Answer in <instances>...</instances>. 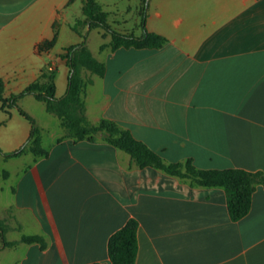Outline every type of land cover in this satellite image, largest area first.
Wrapping results in <instances>:
<instances>
[{"label": "crops", "instance_id": "obj_1", "mask_svg": "<svg viewBox=\"0 0 264 264\" xmlns=\"http://www.w3.org/2000/svg\"><path fill=\"white\" fill-rule=\"evenodd\" d=\"M70 1L0 0L6 97L43 71L55 73L56 96L67 92L70 67L61 53L82 42ZM148 4L147 28L168 41L157 48H103L105 75L83 69L92 78L85 94L88 120L117 122L168 162L192 158L200 168L264 171V0ZM108 12L115 28L135 32ZM54 23L55 44L39 50L54 36ZM29 96L35 97L27 94L18 104ZM0 121L4 151L27 142L32 125L17 106L3 108L0 100ZM40 127L47 155L2 154L5 164L13 159L19 165L0 167V264H112L109 238L130 217L139 222L135 264H264L262 183L250 211L234 219L222 186L140 167L104 133L75 139L62 125L46 141V127ZM24 234H41L46 245L21 241ZM4 238L17 243L5 245Z\"/></svg>", "mask_w": 264, "mask_h": 264}, {"label": "trees", "instance_id": "obj_2", "mask_svg": "<svg viewBox=\"0 0 264 264\" xmlns=\"http://www.w3.org/2000/svg\"><path fill=\"white\" fill-rule=\"evenodd\" d=\"M83 17H79L72 24L73 29L84 38L91 28L101 27L111 34V41L103 43L101 48L110 46L112 49L119 47L157 48L164 45L168 38L158 32L147 28L148 0H143L141 7L142 33L124 32L115 28L109 21V12L105 10L97 0H82ZM58 30L54 23V36L39 43V50L52 47L57 40ZM66 58L70 67L67 92L56 96L55 73L43 71L40 76L29 83L23 90L6 97L4 85L0 82V100L2 107L17 106L19 112L31 122V132L26 143L21 147L4 151L0 146V153L5 158L20 156L31 151L35 155H47L48 150L42 143V128L36 118L18 104V100L33 94L38 100L45 103L46 109L56 114L62 125L66 128V136L75 139H93L97 133H104L105 138L116 147L126 151L140 166H156L167 173L189 179L192 184L203 186H222L228 195V207L232 218L239 219L246 215L252 206V195L257 183L264 185V171H251L244 168H200L188 158L185 161L168 162L157 151L152 149L143 140L136 138L131 130L120 126L117 122L101 119L99 122H91L85 113V94L87 85L92 78L83 75V69H88L98 75H105L106 63L98 59L86 41L71 44L61 53ZM2 121H0V125ZM4 176L8 171L2 170ZM138 226L137 218L130 217L124 226L116 230L109 238L108 252L112 264H135L138 252ZM24 242H40L42 246L46 241L41 234H24L21 238ZM5 245H14L17 241H8L4 238ZM88 264H109L106 261H94Z\"/></svg>", "mask_w": 264, "mask_h": 264}, {"label": "rangeland", "instance_id": "obj_3", "mask_svg": "<svg viewBox=\"0 0 264 264\" xmlns=\"http://www.w3.org/2000/svg\"><path fill=\"white\" fill-rule=\"evenodd\" d=\"M82 0H71L69 2V5L73 8L75 14H74V22L77 18L83 17L82 13ZM101 2L105 1V8L112 12V15H115L116 19L121 21L125 25V22L129 24V28H134V33L137 35H140L142 33V25H141V7L143 5L142 3L138 2L137 0H99ZM137 25V26H136ZM128 27V26H127ZM73 32V31H71ZM77 34V33H73ZM109 32L104 31L103 36L100 33L99 28H94L90 32H88V35L86 38L80 35L79 36L81 41H86L87 45L90 47V49L93 51V53L99 58L104 59L106 51L101 49V44L109 41L111 38V34ZM107 35V36H106ZM59 46V45H57ZM58 48V47H57ZM23 108H28L32 110L35 113V118L37 120L38 125L45 126V131L43 132L45 136V140L48 141L52 137V133L55 130H61L62 125L60 124V119L56 114H53L49 112L44 105V102L41 100H38L37 98L33 96L25 97L23 101ZM100 133H97L95 136H97ZM5 159L3 158L2 153H0V167L3 168L4 165L7 167H10L11 169L16 168L19 165V162L16 160H10L8 164H5ZM1 180V177H0ZM2 212L0 211V217H2Z\"/></svg>", "mask_w": 264, "mask_h": 264}]
</instances>
